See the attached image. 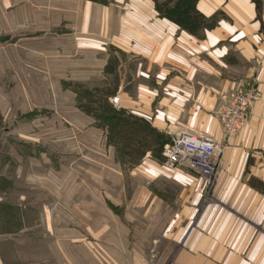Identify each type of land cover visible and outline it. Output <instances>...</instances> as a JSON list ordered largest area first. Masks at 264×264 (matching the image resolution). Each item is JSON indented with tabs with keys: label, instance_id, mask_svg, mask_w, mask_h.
I'll return each instance as SVG.
<instances>
[{
	"label": "rangeland",
	"instance_id": "obj_1",
	"mask_svg": "<svg viewBox=\"0 0 264 264\" xmlns=\"http://www.w3.org/2000/svg\"><path fill=\"white\" fill-rule=\"evenodd\" d=\"M74 1L0 0V264H264V198L224 186L253 158L171 168L174 134L119 135L127 55L70 29Z\"/></svg>",
	"mask_w": 264,
	"mask_h": 264
},
{
	"label": "crops",
	"instance_id": "obj_2",
	"mask_svg": "<svg viewBox=\"0 0 264 264\" xmlns=\"http://www.w3.org/2000/svg\"><path fill=\"white\" fill-rule=\"evenodd\" d=\"M74 2L78 19L70 29L93 35L88 42L93 39L102 49L111 44L127 55L126 65L120 64L118 106L160 131L223 140L222 109L238 90L254 89L248 121L226 151L231 165L238 161L240 175L248 159L253 162L246 180H226L224 186L246 185L256 202L262 200L264 192L251 177L264 183V0H198V11L214 22L201 36L162 16L156 0Z\"/></svg>",
	"mask_w": 264,
	"mask_h": 264
},
{
	"label": "built area",
	"instance_id": "obj_3",
	"mask_svg": "<svg viewBox=\"0 0 264 264\" xmlns=\"http://www.w3.org/2000/svg\"><path fill=\"white\" fill-rule=\"evenodd\" d=\"M255 99L252 87L240 89L232 95L231 102L220 113L223 140L194 133L176 134L173 142L165 145L166 164L171 168L187 165L198 172H212L221 162L230 139L244 129ZM112 102L118 104L119 96L113 97Z\"/></svg>",
	"mask_w": 264,
	"mask_h": 264
},
{
	"label": "trees",
	"instance_id": "obj_4",
	"mask_svg": "<svg viewBox=\"0 0 264 264\" xmlns=\"http://www.w3.org/2000/svg\"><path fill=\"white\" fill-rule=\"evenodd\" d=\"M197 1L198 0H156V3L158 11L162 16L175 21L181 27L201 36L206 28H210L214 25V22L208 20L206 16L198 11L196 7ZM104 112H106L105 116L110 118L109 121L115 127V131H118L119 135H121L120 126L122 125L130 126L136 122H143L150 127L152 125L148 120L132 114L123 108L114 107L111 104L109 107L107 105ZM103 113L101 114L102 116Z\"/></svg>",
	"mask_w": 264,
	"mask_h": 264
}]
</instances>
